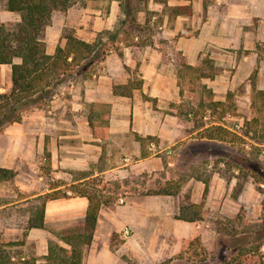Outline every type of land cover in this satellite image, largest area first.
<instances>
[{
  "label": "crops",
  "instance_id": "crops-1",
  "mask_svg": "<svg viewBox=\"0 0 264 264\" xmlns=\"http://www.w3.org/2000/svg\"><path fill=\"white\" fill-rule=\"evenodd\" d=\"M148 4L150 10L163 17L159 28L165 39L151 45H141L137 38L130 45L121 43L122 56L110 52L90 78L70 86L47 105L26 111L20 122L0 132V168L15 173L12 179L0 180V243H14L6 249L17 250L16 257L48 264L49 243L69 248L61 236L75 230L72 226L84 223L88 199L76 195L77 189L88 188L93 178L113 172L130 173L135 164L125 150L132 147L141 157L136 134L146 137L157 133L149 109L144 112L148 119L141 120V107L149 106L143 98L163 102L176 92L180 66L179 62H170L169 54L181 56L193 68L199 57H210L220 70L211 78L212 92L225 99L229 92H236L237 86H243L241 93L237 91L243 99L238 101L237 117L242 122L258 118L263 125L264 57L257 47L264 44V0H167L168 6L190 8V13L174 16L165 13L164 3L150 0ZM2 14L18 16L1 5ZM120 15L117 0H111L106 9L87 2L80 7L73 5L66 12H55L45 30L47 53L54 54L56 46L64 44L65 29L94 42L100 32L117 26ZM143 15H139L141 22ZM186 30L192 33L190 37L178 36ZM1 67L5 69L3 75L0 72V91H6L12 85L11 67ZM135 74L141 86L133 88L131 96L114 94L115 86L136 82ZM102 107H107L109 113L105 120H98ZM102 126L105 129L99 128ZM130 136L133 138L128 141ZM117 137L124 141L118 143ZM126 141L129 143L123 145ZM109 157L119 158L118 165L104 167L102 160ZM148 158L151 161L150 156L142 159ZM252 186L247 185L239 198H246ZM154 196L129 193L122 196L123 203L108 200V204H102L81 264H132L129 255L139 264H158L177 255L184 240L196 237L201 225L177 219L179 208L176 212L173 207L170 213L161 199L167 195ZM43 201V226H30L31 220H38L36 210ZM144 221L148 226L155 223L160 227L155 247L147 243L151 231H147ZM125 227L131 229L126 240L121 233Z\"/></svg>",
  "mask_w": 264,
  "mask_h": 264
},
{
  "label": "trees",
  "instance_id": "trees-1",
  "mask_svg": "<svg viewBox=\"0 0 264 264\" xmlns=\"http://www.w3.org/2000/svg\"><path fill=\"white\" fill-rule=\"evenodd\" d=\"M121 15L117 26L113 30H105L98 34L94 42H87L77 37L73 30H64L62 38L64 44L56 46L54 54L47 53L45 30L51 24L55 12H66L75 4V0H0L3 9L18 15V20L12 25L0 24V64L11 67V87L0 92V132L7 126L21 121L23 113L42 107L50 103L56 95L65 92L70 86L79 84L90 78L96 71V65L105 59L110 52L122 56L121 43L130 45L137 38L141 45H151V38L156 28L163 24V17L148 8L150 0H117ZM164 3L165 13L169 16L190 13L189 6H168L167 0H154ZM206 7V6H205ZM140 13L144 19L139 20ZM106 37H103V35ZM18 60V62H16ZM188 66V65H187ZM199 73L200 78H214L220 71L210 57H199L196 66L190 67ZM141 81L130 82L127 85L114 87V94L131 96L133 88H139ZM156 101V99H153ZM221 102L214 103L218 106ZM186 113V114H185ZM193 109L180 112L179 116L192 115ZM251 123H259L258 118L244 122L247 127L243 131L245 137L252 132ZM261 124V123H260ZM262 125V124H261ZM264 130V123H263ZM202 130L205 135L195 139L192 143H184L182 152L188 153L189 159L201 157L211 158L218 163H227L237 168L239 175H248L258 185L257 190L264 193V161L260 159L261 149L256 147L250 151H228L227 137L233 133L223 124L215 122ZM235 135V134H234ZM264 139V138H263ZM263 139L257 140L263 144ZM140 143L141 157L149 156L146 144L157 141L154 136L141 137L136 134ZM182 145V144H181ZM264 151V150H263ZM262 151V153H263ZM230 160V161H228ZM15 173L10 169L0 168V180H9ZM205 183L204 193L208 191V180L194 177ZM228 181V180H227ZM244 185L240 184L235 194L239 196ZM75 188H78L77 186ZM148 195H172L183 198L181 186L168 182L166 186L148 191ZM76 195L88 199V208L84 223L80 231H68L61 239L69 248L61 247L55 242L49 243L48 264H81L85 247L92 242L97 224V216L102 204L107 200L99 197L96 190L78 188ZM45 201L36 210L38 220H31L30 226H43ZM203 203L179 206L177 219L184 221H200ZM215 242L211 251L204 253L196 251L195 244H201L200 236L188 241V246L172 258L160 264H263L261 253L264 248V219L261 225L251 232V237L239 241L235 247L226 241L236 237L234 230L215 228ZM259 236L260 240H256ZM240 240V239H239ZM14 243H0V264H39L35 259H21L13 255L6 246ZM190 249L193 252L190 253ZM257 253L256 255H253ZM261 253V254H260Z\"/></svg>",
  "mask_w": 264,
  "mask_h": 264
},
{
  "label": "rangeland",
  "instance_id": "rangeland-1",
  "mask_svg": "<svg viewBox=\"0 0 264 264\" xmlns=\"http://www.w3.org/2000/svg\"><path fill=\"white\" fill-rule=\"evenodd\" d=\"M110 1L75 0L74 6L80 7L89 2L93 6H102L106 9V7H109ZM149 6L150 4H148ZM18 18V16L14 17L11 14H2L0 15V24L12 25ZM191 34L186 30V32H179L178 36L190 37ZM103 37H106V35L104 34ZM151 38L156 42L162 41L165 39L163 30L156 28ZM157 48L164 50L161 46ZM257 50L264 57V44L258 45ZM172 55L169 54L168 56L170 62H179L180 66L176 92L173 96L170 95V98H164L163 102L158 100L153 101L152 98L145 96L143 99L148 102L147 105L149 106L141 107V120L143 121V118L145 120L148 119L147 114L144 116V112L149 109V114L154 119V127L157 132L154 136L157 141L154 140L151 144L145 145V149L149 151L151 161L149 158L144 161L130 147V150H125L126 153L131 154L130 160L135 164L130 173L113 172L111 175L93 178L88 181V188L95 189L101 199L110 200L112 203L118 204L123 203L121 200L122 196H127L129 193L137 197L150 196L153 198L155 197L154 195L147 194L149 190L164 187L168 182L179 184L182 193L185 195L182 199L172 195L161 196V199L162 201H166L165 204L170 213L173 207H176L177 212L179 206L183 203H187L188 205L203 203L201 210L202 220L198 221L201 227L197 234L201 238V244L194 245L196 251L201 253H204V249L206 252L211 251L215 242V228L217 227L227 228L229 231L234 230L236 232L237 238L226 241L229 245L235 247L239 241L242 242L246 238H250L252 236L251 232L261 225L264 219V193L257 190L258 185L250 176L239 175L237 168L232 167L230 164L218 163L211 158L201 157V154L194 159H189L187 157L188 153L182 152L185 147L183 144L192 143L195 139L204 136L205 132L202 130V125L207 127L215 124V122H219L233 133V135L231 134L227 137L229 142L226 143L225 147L228 151H235L236 153L238 149L250 151L251 148L256 147L261 149L260 159L264 161V154L262 153L264 146L259 145L257 142V140L259 141L264 138V130L263 126H261L262 122L248 125L252 127V132L249 134V137H252V139L242 136V132L247 127L237 117L239 113L236 110L238 101L242 99L237 94V91L241 93L243 86H237L236 92H229L231 94L227 95L225 99H219L218 95L212 92L211 79L200 78L199 73L189 68V65L187 66V62L181 56ZM4 69L5 67L0 68L2 75ZM1 79L3 80V78ZM135 79H138L136 74ZM0 92L5 91L1 90ZM218 101L221 104L213 106ZM190 109H193L192 115H185V113L181 117L179 116L180 112L184 110L189 111ZM108 113L109 109L102 107L100 112L101 117L98 120H105ZM130 116L133 118L132 113ZM99 128L105 129V126ZM160 134H162V137L159 136ZM132 138L130 136L128 141L132 140ZM120 140L121 142L124 141L122 137H117L118 143H121ZM128 141L124 142L123 145H127ZM262 143L264 144V141ZM135 145L138 147L139 143L136 142ZM120 155L123 156L121 151ZM119 160V158L113 157L104 158L101 164L104 167L110 164L116 166ZM194 177L208 180L209 188L207 193H204L205 184L199 182ZM240 184L244 185V187L239 196L247 185L253 184L254 186H252L253 188L246 198L234 197ZM244 199H246V203L242 204L241 200L243 201ZM141 222H143V219H141ZM143 224L146 225L148 232L151 231L148 234L147 243L149 246L155 247L156 244H159L160 237L156 231H159L160 227H157L155 223H151L148 226V223L145 221ZM82 226L81 224H76L71 228L75 229L73 231H80ZM126 230L129 234L127 237H123L125 240L131 235L129 227L122 229V235L124 236ZM117 237L118 235H115L114 238L116 246L119 243V240H117L118 243L116 242ZM256 240H260L259 236H256ZM188 241L184 240L183 247L188 246ZM11 251L16 256L15 251L17 250ZM189 251L192 253L193 249ZM261 253H264V248H262ZM256 254L254 253L253 255ZM141 256L144 258V255L141 254ZM129 257L134 260L132 264H139L137 258L132 255H129ZM145 257L147 258V256ZM260 261L264 264V257Z\"/></svg>",
  "mask_w": 264,
  "mask_h": 264
},
{
  "label": "built area",
  "instance_id": "built-area-1",
  "mask_svg": "<svg viewBox=\"0 0 264 264\" xmlns=\"http://www.w3.org/2000/svg\"><path fill=\"white\" fill-rule=\"evenodd\" d=\"M263 154H264V151H263ZM129 234V232L126 230L125 232H124V236H127Z\"/></svg>",
  "mask_w": 264,
  "mask_h": 264
}]
</instances>
